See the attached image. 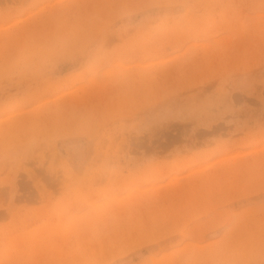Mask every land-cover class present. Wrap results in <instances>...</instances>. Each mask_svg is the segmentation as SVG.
<instances>
[{
    "label": "rangeland",
    "instance_id": "obj_1",
    "mask_svg": "<svg viewBox=\"0 0 264 264\" xmlns=\"http://www.w3.org/2000/svg\"><path fill=\"white\" fill-rule=\"evenodd\" d=\"M0 264H264V0H0Z\"/></svg>",
    "mask_w": 264,
    "mask_h": 264
}]
</instances>
